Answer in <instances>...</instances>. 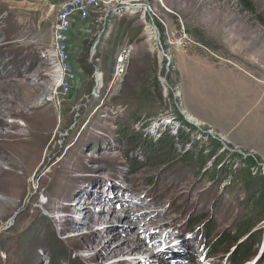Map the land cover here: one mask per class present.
Instances as JSON below:
<instances>
[{"label": "rangeland", "instance_id": "1", "mask_svg": "<svg viewBox=\"0 0 264 264\" xmlns=\"http://www.w3.org/2000/svg\"><path fill=\"white\" fill-rule=\"evenodd\" d=\"M65 1L0 0V264H51L53 252L56 264H149L150 250L157 261L156 251L171 252L161 237L187 239V251L175 256L181 264H230L237 244L213 254L209 245L217 233L235 230L249 185L226 171L211 176L227 163L238 168L243 154L264 161L182 110L179 68L202 58L264 81V25L234 0H104L86 20L71 19L75 81L62 98L50 45ZM253 1L264 12V0ZM130 127L153 141L161 133L190 137L176 141L164 161L123 140ZM209 136L228 152L216 168L215 156L203 166L180 158ZM24 143L39 148L27 173L17 154ZM75 199L95 202L81 214L69 210ZM114 203L121 206L110 210ZM196 218L204 220L191 224ZM206 224L214 226L209 239ZM260 247L244 264H264Z\"/></svg>", "mask_w": 264, "mask_h": 264}, {"label": "crops", "instance_id": "2", "mask_svg": "<svg viewBox=\"0 0 264 264\" xmlns=\"http://www.w3.org/2000/svg\"><path fill=\"white\" fill-rule=\"evenodd\" d=\"M72 20L80 21L77 16ZM179 69L182 110L226 143L264 161V81L239 67L214 66L202 58Z\"/></svg>", "mask_w": 264, "mask_h": 264}, {"label": "trees", "instance_id": "3", "mask_svg": "<svg viewBox=\"0 0 264 264\" xmlns=\"http://www.w3.org/2000/svg\"><path fill=\"white\" fill-rule=\"evenodd\" d=\"M237 2L238 6L245 12L255 15L258 21L264 25V12H259L257 10L256 4L253 0H234ZM159 28V27H158ZM104 58L107 59L105 55ZM140 116L132 115L131 119L135 122L138 121ZM122 124V123H121ZM120 124V125H121ZM142 127V131H143ZM123 140L129 141V145H136L138 147H143V154L147 155L149 158H160L166 159L175 155L176 141H181L186 143L189 140V134L184 131H180L177 136L165 133L153 141L152 138L145 137L146 135L142 132H137L133 127H130L123 131L120 135ZM206 147L209 152H206ZM222 145L220 142L212 137H207L205 142L196 144L193 153L179 154L181 159L194 160L199 159L202 166L210 161L214 156L216 158L213 161L215 168L220 161L224 160L228 152L222 151ZM238 168L233 169L232 163H227L224 167H218L215 176H211V180L226 171L230 178H243L245 183L249 185V195L244 202L243 214L237 223V227L234 231L228 232L227 230L217 233L214 240L209 245V250L213 254L217 251L220 246L226 244H237V248L234 255L230 258V264H244L248 259L254 255V249L258 246L260 247L262 236L264 234V228L262 222L264 221V166L261 165L260 159L252 156H240L239 157ZM171 159V158H170ZM237 167V166H236ZM204 218L192 219L191 224H200L203 222ZM208 224V223H207ZM204 225L203 233L204 238H211L214 226ZM259 230V231H258ZM247 235L246 239L241 240V238ZM241 240V241H240ZM261 250L264 246L260 247ZM48 256L51 258V264H56L55 257H59L57 252L53 254L49 253Z\"/></svg>", "mask_w": 264, "mask_h": 264}, {"label": "built area", "instance_id": "4", "mask_svg": "<svg viewBox=\"0 0 264 264\" xmlns=\"http://www.w3.org/2000/svg\"><path fill=\"white\" fill-rule=\"evenodd\" d=\"M104 0H67L59 5L53 25L52 42L50 45L54 62V73L57 95L62 98L67 97L75 81V71L69 56L68 31L73 16H77L80 21H84L92 10L97 9ZM126 51L120 52L116 56V73L122 74Z\"/></svg>", "mask_w": 264, "mask_h": 264}, {"label": "bare ground", "instance_id": "5", "mask_svg": "<svg viewBox=\"0 0 264 264\" xmlns=\"http://www.w3.org/2000/svg\"><path fill=\"white\" fill-rule=\"evenodd\" d=\"M162 57H163V55H162ZM26 135L27 134L24 133L22 137H25ZM38 149H39L38 147L37 148L33 147L29 143H24L22 147H19L17 149L18 150L17 154H18V157H19V161H20L21 164H23L25 173H27L26 171L28 169L33 168L34 166L37 165L38 158H39ZM2 166L3 165L0 164V170L2 169ZM113 188H117L116 184L113 185ZM90 199L87 202H85L83 200H81V202H80V200L75 199L74 200L75 203L70 207L69 210L72 211V212H77V213H81V214L89 212L90 209H92V205L95 202V201L92 202V200H90ZM81 203H84L85 205L84 204L81 205ZM118 206H121V205H117L116 203H114L110 207V210H114V209L116 210V208H118ZM101 208L104 209L105 207H101L100 206V209ZM110 210H107V211H110ZM99 220H100V218H99ZM163 238L164 237L159 238L158 241L167 243V247L166 248H168V249H170L169 246H173V247L171 248V252L167 253V254H164V253L162 254L159 251H156V255L159 257V259H158L159 263L161 262V263H165V264H181V261H182L181 257H175V256H178V255L184 253L185 251H187L188 245H189L188 242H187V239H185V240L181 239L179 242H176V241H173L174 239L170 241L167 238H166L167 240L165 238L164 239ZM130 242H128V243H130ZM147 251H149V250L147 249ZM146 256H148L149 264H155V263L158 262L157 258L155 257V255L153 254V252L151 250L149 251V253H146ZM177 261H179V262H177Z\"/></svg>", "mask_w": 264, "mask_h": 264}, {"label": "water", "instance_id": "6", "mask_svg": "<svg viewBox=\"0 0 264 264\" xmlns=\"http://www.w3.org/2000/svg\"><path fill=\"white\" fill-rule=\"evenodd\" d=\"M140 7V6H139ZM140 9H143V8H140ZM152 27L156 30V28H155V26L154 25H152ZM158 32V31H157ZM158 44V47H159V49H160V51H161V53H162V55L166 58V60H167V65H169V63H170V58L164 53V51H163V48H162V46H161V44H160V40H159V35H158V39H157V41H156ZM211 136H213V135H211ZM223 143V142H222ZM224 144V146H226L225 145V143H223ZM227 147V146H226ZM228 148V147H227ZM228 150H229V148H228ZM243 154V153H242ZM244 155V154H243ZM261 165L262 166H264V162L263 163H261ZM263 244H264V239H263Z\"/></svg>", "mask_w": 264, "mask_h": 264}]
</instances>
